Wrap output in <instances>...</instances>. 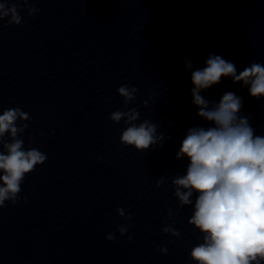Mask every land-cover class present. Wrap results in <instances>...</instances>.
<instances>
[{"label":"clouds","instance_id":"9594fccd","mask_svg":"<svg viewBox=\"0 0 264 264\" xmlns=\"http://www.w3.org/2000/svg\"><path fill=\"white\" fill-rule=\"evenodd\" d=\"M27 4L28 0H23ZM39 11L27 9L31 16ZM7 19V25H20L22 18L15 3L0 2V21ZM192 68L191 62L186 64ZM222 77L231 78L233 83L242 82L248 87L251 97H264V64L252 62L237 74L236 65L220 55L210 54L206 67L191 73L193 88L191 95L197 107V115L211 122L213 126L191 127L181 142L176 159L187 158L186 174L171 179L174 195L179 206L192 205L190 199L197 194L188 224L202 235V242L194 246L189 255L195 264H264V135H257L248 117L239 115L242 98L233 92L222 95L219 103L206 100L200 93L220 82ZM139 89L121 85L118 95L125 107L135 101ZM144 101L143 106L147 107ZM140 113L136 108L116 110L110 114L113 123L122 118L125 128L119 140L124 146L137 151H146L162 142L163 135H157L158 125L145 119L139 124ZM29 122L31 117L20 108L3 110L0 114V208L6 201L18 202L21 184L25 175L46 162L47 156L37 148L25 150L18 137L27 129L28 123L19 127L17 121ZM10 142H5V135ZM165 182L161 176L156 181L159 188ZM26 202V201H25ZM116 212L126 216L122 208ZM172 212L169 210L168 217ZM121 235L128 227L117 226ZM162 231L173 237L180 233L172 226ZM106 239H115L109 234ZM132 239L131 236L128 237ZM167 253L166 247L158 249Z\"/></svg>","mask_w":264,"mask_h":264}]
</instances>
